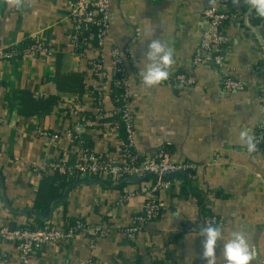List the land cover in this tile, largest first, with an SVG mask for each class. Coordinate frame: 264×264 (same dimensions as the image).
<instances>
[{
    "label": "crops",
    "instance_id": "obj_1",
    "mask_svg": "<svg viewBox=\"0 0 264 264\" xmlns=\"http://www.w3.org/2000/svg\"><path fill=\"white\" fill-rule=\"evenodd\" d=\"M213 4L214 0H109L103 64L111 70V46L128 57L135 151L150 158L164 149L172 162L196 165L190 179L183 173L171 177L170 189L158 194L159 216L129 241L120 230L143 209L142 178L80 177L46 217L33 208L41 176L25 162L77 160L81 154L74 140L77 134L91 138L95 153L115 159L118 134L107 124L98 126L97 119L88 120L95 113L91 90L97 83L86 59L70 47L66 0H28L18 12L0 0L1 50L37 34L52 51L0 62V228L32 226L44 219L62 226L70 218L107 234L81 232L71 241L42 247L26 264H206L200 258L204 237L198 231L206 216L215 217L223 232L216 247L217 264H225L223 243L237 230L246 233L264 262V148L247 155L239 141L244 129L255 136L263 116L264 26L256 24V13L245 3L230 7L237 19L224 25L229 36L227 61L240 75L244 91L225 93L211 68L191 66L205 27L203 11ZM156 38L174 49L175 63L166 81L149 88L140 73L147 64L148 43ZM175 73L186 74L193 85L175 83L171 80ZM80 85L81 96L76 92ZM47 97L56 103L44 115L32 102ZM102 110L105 116L113 111L108 96ZM42 130L59 139L37 137L35 132ZM215 156L218 161L213 164ZM123 195L128 200L117 204ZM0 256L9 264H22L9 243L0 241Z\"/></svg>",
    "mask_w": 264,
    "mask_h": 264
},
{
    "label": "built area",
    "instance_id": "obj_2",
    "mask_svg": "<svg viewBox=\"0 0 264 264\" xmlns=\"http://www.w3.org/2000/svg\"><path fill=\"white\" fill-rule=\"evenodd\" d=\"M232 0H214V4L203 11L205 27L202 30L197 47L191 58V66H207L213 70L218 78L220 88L225 93L243 92L244 84L240 75H235L227 61L229 36L224 31L226 22L237 19L235 11H231ZM15 11L20 9L14 8ZM67 17L71 22L72 33L70 36V47L86 62L94 74L97 85L91 93L97 94L92 97L96 104L94 108L95 119L103 117L102 102L108 96L110 87L121 90L122 105L113 107L111 115L117 114L124 128V137L118 139L116 158L108 154L95 153L92 148L85 147L80 135H74V140L81 146V154L75 161L64 159H44L41 161L25 162L26 166L36 175L45 173H57L67 178L78 176H101L108 180L121 178L143 179L142 190L145 202L141 213L134 215L130 224L121 229V234L129 241L144 232L146 225L155 220L161 210L158 198L160 191H167L171 187V177L183 173L187 178H192L196 165L189 161L172 162L164 149L159 150L150 158H142L134 149L133 109L130 101V81L127 77L126 62L124 54L116 46H111L108 57L112 64L108 71L103 64L105 53L103 51L104 39L109 26V0H66ZM258 17V16H257ZM260 19V25L264 26V18ZM30 45L19 53L15 46L8 47L9 50L0 49V62L10 61L16 57L26 55H51L52 51L44 43L40 35L31 38ZM94 51L96 55L89 56L88 52ZM250 70V68L248 69ZM171 80L185 87L193 85V80L186 74L175 73ZM77 114V110H72ZM262 118L257 125L255 139L257 150L248 153L252 155L264 148V106ZM88 120L91 121L89 116ZM108 129L118 134L117 123H107ZM35 135L47 141L59 139L58 134L47 130L37 131ZM212 161L217 163L218 156ZM18 160V158H15ZM149 179V180H147ZM128 196L123 195L117 200V204H123ZM206 223L218 225V220L212 216H206L201 222V227ZM200 229L198 231H200ZM91 236H105V230L100 227H90L82 220L76 219L66 226H54L45 223L35 229L3 226L0 228V241L14 246L19 260L26 264L28 259L44 246L54 247L60 243L71 241L79 233ZM0 264H9L5 256H0ZM87 264H95L92 261Z\"/></svg>",
    "mask_w": 264,
    "mask_h": 264
},
{
    "label": "clouds",
    "instance_id": "obj_3",
    "mask_svg": "<svg viewBox=\"0 0 264 264\" xmlns=\"http://www.w3.org/2000/svg\"><path fill=\"white\" fill-rule=\"evenodd\" d=\"M10 7L20 9L25 7L28 0H2ZM212 2V0H210ZM245 3L250 11H254L258 17L264 18V0H232L234 6ZM147 64L141 71L142 84L146 87H154L169 78V69L175 63L174 49L159 38L151 39L145 53ZM239 141L246 148L248 153L257 150V141L251 134V129H244L239 132ZM202 241L201 259L206 264H217L216 247L217 242L223 238L220 226L206 223L200 229ZM222 254L225 264H264L260 261L257 249L249 244L247 235L242 230L233 231L222 247Z\"/></svg>",
    "mask_w": 264,
    "mask_h": 264
},
{
    "label": "trees",
    "instance_id": "obj_4",
    "mask_svg": "<svg viewBox=\"0 0 264 264\" xmlns=\"http://www.w3.org/2000/svg\"><path fill=\"white\" fill-rule=\"evenodd\" d=\"M256 24H260V19L258 18L257 21H255ZM31 43V39L28 38L25 41H23L21 44L15 46L16 50L21 53L25 48H27ZM11 47V46H10ZM9 50V48H6ZM5 49V50H6ZM16 58H20L16 57ZM15 58V59H16ZM79 96H81L84 93V86L80 85L78 87V90L76 91ZM121 90L114 89L112 86L110 87L108 97L112 102L113 107L118 108L122 105L121 102ZM92 97H97V94H92ZM55 98L47 97L42 98L33 101V105L37 110L44 112V115H47V110L49 106L55 105ZM91 107L94 109L96 107V104L92 102ZM91 119H95V114L91 113L89 114ZM96 123L98 126H102L107 123H117L118 125V139H122L124 137V128L122 125V122L120 121V118L117 114H112L110 116H105L103 114V117L101 119H97ZM82 141L84 144V148L88 147L91 148L92 141L89 136L83 135ZM80 177L73 176L70 178H67L65 175H60L57 173H45L41 175V178L38 183V189L36 192V196L33 203V208L42 216H47L52 209V206L54 203H57L62 198L63 191L69 186V184L76 182ZM47 219L36 221L35 225L27 226V227H21V228H28V229H35L38 227H41L43 224L47 223ZM74 220L70 218H65L64 223L62 226H66L67 224L72 223ZM58 227V226H56Z\"/></svg>",
    "mask_w": 264,
    "mask_h": 264
}]
</instances>
